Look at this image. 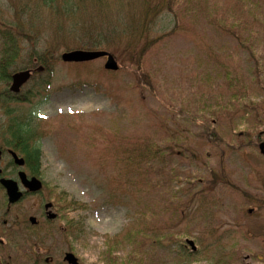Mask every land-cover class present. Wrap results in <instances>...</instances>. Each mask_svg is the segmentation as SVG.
Instances as JSON below:
<instances>
[{"label": "rangeland", "instance_id": "1", "mask_svg": "<svg viewBox=\"0 0 264 264\" xmlns=\"http://www.w3.org/2000/svg\"><path fill=\"white\" fill-rule=\"evenodd\" d=\"M0 35L36 70L0 77V169L44 182L10 208L0 183L8 218L61 212L88 264H264V0H0Z\"/></svg>", "mask_w": 264, "mask_h": 264}, {"label": "flooded vegetation", "instance_id": "2", "mask_svg": "<svg viewBox=\"0 0 264 264\" xmlns=\"http://www.w3.org/2000/svg\"><path fill=\"white\" fill-rule=\"evenodd\" d=\"M1 171V182L3 179L16 182L18 191L22 193L20 198L40 192L23 186L21 172L17 175L20 179L16 180L5 175L3 169ZM7 214L9 211L3 213L0 210V264H88L76 249L79 244L74 245L72 242L79 239V228L71 220L67 221L69 227L63 226L61 212L46 209L29 215L13 212L10 218ZM183 246L189 248L186 243ZM188 252L195 253V249H189Z\"/></svg>", "mask_w": 264, "mask_h": 264}, {"label": "water", "instance_id": "3", "mask_svg": "<svg viewBox=\"0 0 264 264\" xmlns=\"http://www.w3.org/2000/svg\"><path fill=\"white\" fill-rule=\"evenodd\" d=\"M107 56V63L106 67L108 69H117L118 68V62L115 59V57L108 51H81V50H75L72 52H68L63 54V59L66 61H80V60H90L94 58H99ZM32 71L31 70H25V71H19L13 75V84L11 89L15 92H18L20 90V87L31 77ZM260 150L264 154V143L260 145ZM16 160V163L19 165L24 164V159L19 158L15 153L13 154ZM0 159H1V152H0ZM20 176L22 178V181L26 187H28L31 191H38L42 188V182L33 177L31 180H28L26 178L25 173L21 172ZM2 183L4 186H6L8 190V194L10 197V202H16L20 199L22 196V193L18 191V186L16 185V182L12 180H2ZM73 256V255H70Z\"/></svg>", "mask_w": 264, "mask_h": 264}, {"label": "trees", "instance_id": "4", "mask_svg": "<svg viewBox=\"0 0 264 264\" xmlns=\"http://www.w3.org/2000/svg\"><path fill=\"white\" fill-rule=\"evenodd\" d=\"M43 1L45 2L46 0H43ZM27 8H29V4L28 3L26 4V6H22V10L23 11H25ZM1 29H2L3 33H6V32H8V30L10 28L8 27V25H4L3 27H1ZM96 42H100V41H96ZM91 44H95V43L94 42H91ZM12 49H14V48H12L10 46H7V45H4L3 48L0 51V62H1V64H0V77H2V80L4 82L8 83V85H9V82L11 81V75L14 72V68H12V67H15L17 65V62H18V59H15V57H16V50H12ZM7 87L8 86L4 87V90L0 91V93L7 92ZM0 102H1V95H0ZM4 129H5L4 126H2L0 128V134H1V132ZM10 130H11L10 131V135H11V137H10V144L15 145V148L16 147L19 148V145H21L23 143V145H22L23 146L22 147V151H25L27 153V147H28L27 141H28V139L25 138L24 133H28V130L25 127H23V124H19V126L16 127V130L13 133H11V132L14 129L11 128ZM260 139L261 140H264V139H262V136L261 135H260L259 140ZM34 151H36V150H33L32 154L34 153ZM163 184H166V181ZM164 193H166V194H173V192H169L167 190ZM163 200H164L163 203H162V200L161 199L159 201H157V199H155L153 201V206L154 207H156V203L157 202L160 203V205L157 206V207L158 208H161V209H157L156 210V213H158V214L160 212H162V211H168L169 207L171 206L170 205V202H168V199L163 198ZM160 214H162V213H160ZM155 223H159L160 226L164 225L163 221H160V220L159 221L156 220ZM146 224L148 226L147 219H146ZM134 251H136V249ZM132 258H133V261L140 260V259L134 258V255H132Z\"/></svg>", "mask_w": 264, "mask_h": 264}]
</instances>
